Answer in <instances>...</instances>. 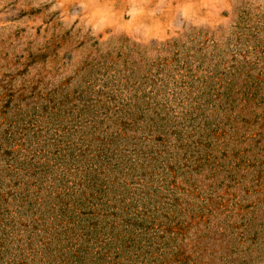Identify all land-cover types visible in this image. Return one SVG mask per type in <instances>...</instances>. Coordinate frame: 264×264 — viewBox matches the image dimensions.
Wrapping results in <instances>:
<instances>
[{
	"label": "rangeland",
	"instance_id": "374dc122",
	"mask_svg": "<svg viewBox=\"0 0 264 264\" xmlns=\"http://www.w3.org/2000/svg\"><path fill=\"white\" fill-rule=\"evenodd\" d=\"M75 209L138 264H264V0H0V264Z\"/></svg>",
	"mask_w": 264,
	"mask_h": 264
},
{
	"label": "trees",
	"instance_id": "16d2710c",
	"mask_svg": "<svg viewBox=\"0 0 264 264\" xmlns=\"http://www.w3.org/2000/svg\"><path fill=\"white\" fill-rule=\"evenodd\" d=\"M87 185H85L86 190H88L90 193L89 195H84V206L90 205L91 207H99L102 210L109 211L108 207L106 206L109 202H104V200L101 198V196L106 194L105 185L100 184V182L97 183V179L95 178H89L87 181H85ZM101 187V188H100ZM88 198V199H86ZM82 203V204H83ZM81 205V202H79ZM29 207L37 206L36 202L31 203V199L28 202ZM70 208V207H69ZM74 208H72L73 210ZM125 209V208H123ZM76 215L77 213H80L75 209ZM82 215V213H81ZM79 216V215H78ZM96 214H91L90 218L91 221L94 220L96 217ZM112 216L115 217L113 214ZM88 217V216H87ZM119 219L122 216H118ZM76 220L69 219L68 224H72V227L74 230L80 231L81 233L75 237V244L71 246L72 248H75V251L72 253L66 252L61 258H58L57 262L54 264H138L139 262L137 260H134V256L131 255V251L128 248H125L123 246V242L121 240V236L116 235L112 237L113 243H107V242H99L97 238H95L96 234V226L97 224L94 222L91 225H88L89 220L84 219L83 217H73ZM120 221L123 223V226L125 227V231L128 230V233L133 232V235L136 231L139 229V225H135L134 223L130 221H125L124 219H120ZM88 230V231H85ZM85 243H89L90 246L83 247V244L79 243L80 240H84ZM33 252V251H31ZM125 254V255H124ZM124 255V256H123ZM6 254L3 252L2 246L0 245V261L5 258ZM138 259V257H136ZM26 258H21L19 263L17 261V258L10 260L11 264H27ZM176 261H181V259H178ZM160 264H165L160 262ZM246 264V262L242 263Z\"/></svg>",
	"mask_w": 264,
	"mask_h": 264
}]
</instances>
